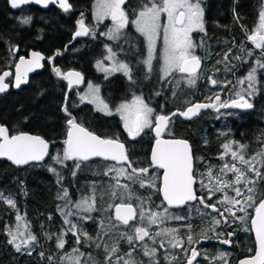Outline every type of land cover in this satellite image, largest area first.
<instances>
[{
	"label": "snow or ice",
	"instance_id": "6c2138e0",
	"mask_svg": "<svg viewBox=\"0 0 264 264\" xmlns=\"http://www.w3.org/2000/svg\"><path fill=\"white\" fill-rule=\"evenodd\" d=\"M36 3L47 7L50 3L58 4V6L68 12L71 8L68 0H9L12 8H19L21 5L29 3ZM126 3V0H96V8L93 13L97 23L101 22L104 18L110 17L113 24L107 31V33H101L107 37L109 41L119 42L121 39L128 41L126 28L129 24L135 27L136 32L144 37L146 41L147 55L139 60V63L143 64L147 68L145 78L154 71V59H156L157 53V38L162 36L163 48L159 52V59L162 60L160 66L161 80H166L172 77L173 73L178 72L186 75V82L188 85H194L199 77L200 71H202V57L196 54L197 45L192 38L193 32L204 31L203 21V8L202 0H140L139 5L133 8L130 19L129 13L122 8V5ZM162 15H166V22L162 21ZM31 17L27 16L21 19V23L27 25L31 21ZM95 35V28L86 26L81 13V19L77 21V30L74 33L73 39L77 37H83L88 35ZM247 40L250 41L255 49H260V56L255 60V66L251 67L247 72V75L237 80V84H247L246 88H236L233 86V92L235 98L230 97L229 100L222 101L221 96L217 94L216 102L218 108H238V109H251L253 103H251L252 97L259 91L258 88V71L264 70V6L259 12V26L253 34L247 36ZM107 55L104 56V60L112 61L111 67H105L103 61H97V67L99 70L105 72L106 76L109 73L122 72L129 78L131 83L136 81L133 78V69L128 62L118 60L117 53L111 45H105ZM121 51H124L121 48ZM232 50L229 49V53ZM239 52L242 55H236L229 59V53L224 54V61L227 62L225 67L228 71L235 74L237 64L232 61H246V57L254 55L252 50H248L243 44L239 46ZM32 59L26 60L23 56L20 57L19 62L15 64V84L16 88H19L21 84L27 82V74L34 67H41L40 61L44 59L39 52L31 53ZM220 63V61H217ZM23 69V71H22ZM53 71L60 77L61 71L59 68L54 67ZM218 71V69H217ZM10 75L5 71L3 75H0V93L5 92L9 88V84L5 82V78ZM63 79L67 80L68 85L79 84L83 77L80 72H68L63 74ZM208 80L211 85L216 86L223 83V87H227L230 81L221 82L213 76H209ZM180 81H175V87H179ZM157 96L160 92L155 93ZM173 95L176 92L173 91ZM67 95L65 96V106L63 111L70 117L67 119V138L64 140L63 155L57 154L53 157L55 163L64 164L65 161H73L75 170L72 175H76V170L81 168L84 162L89 161L91 158H102L104 161H114L116 164L108 166L103 173L104 176H110L115 184H109L110 191L105 190L103 187L99 189L100 200H103L105 195H111L113 199H119L120 203L108 205L109 208H115L114 221L111 216L105 217L100 222V228L95 238L91 237L81 226L73 223L68 216L77 215V212L67 211L70 205H73L69 197L67 189H63V195L58 197L65 200L66 203L63 207L58 206L60 214L65 217L64 223L69 227L62 233L57 234V248L63 249L65 245L64 234L67 231H71L76 236V243L80 244H94L96 248H103L106 253L107 264H113V258H115V264H141L140 261L134 258V247L136 242L143 243L147 237L152 241L153 246H149L143 243L144 256L149 257L148 264H158L157 248L154 246L157 243V239L165 237V239L159 240L160 248H165V244L171 248H180L186 254L191 253L190 256H186V264H198L197 257L204 255V259L208 261V264H228L226 259V253H219L216 257H210L207 253H201L195 247H184V241L181 239L179 233L180 228H163L160 231L152 233L149 228L151 225L157 223H164L166 221H186L188 218L176 214L170 211L171 207H179L186 205L188 202L198 201L200 205H203L205 209H211L213 213H218L217 216L212 217V224L208 229L202 230L200 237H194L192 234L193 225L189 222L186 224L187 244L193 245L199 242V239H211L209 233L214 234L215 238L222 244H230V239L221 238L225 234L218 232L217 228L223 223L227 226L229 223L235 220L245 221L250 218L251 230L255 232L256 237V249L255 255L250 258H245L240 261V264H264V185L261 184L264 181V148L262 150L248 158H246L247 145L239 144L232 141L223 145L225 149L223 156L231 151V157L233 161H239L243 167H238L236 163L231 165L225 164L220 172L227 174L231 172L233 179L221 180L217 177V181L214 185L209 187L201 179L200 185L202 189L207 190L206 197H198L194 190V184L196 180V170L194 168V157L190 151V146L186 140H163L161 134L167 128V125L171 121L172 116L180 115L185 118H191L196 116L201 109H207L214 107L212 103H194L187 107L185 110H179L172 112L171 115L155 114L154 109L145 102V98L142 95L134 94L131 101L121 102L115 109V114H119L122 126L127 132L130 138H135L141 135L145 129L152 128L155 132V144L151 150L150 163L148 166H144L146 162L135 160L127 154L126 146L119 140L118 137L102 138L101 135L90 130L86 126L84 121H78L76 117L72 116L69 108L67 107ZM80 100L83 102L87 100L88 103L95 105L96 110L103 112L105 115H113L114 112L109 108V104L105 102L100 96L99 86H95L92 83L88 85V91L80 96ZM154 117V120H153ZM233 144H238V151L232 150ZM48 143L40 136L29 135L26 133H20L17 135H9V130L0 126V157H6L15 165H27L30 161H41L49 154ZM150 169H162L163 181L162 187L158 190L163 195V200L167 202L168 207L163 205L156 206L158 211H145V200L139 197H135L140 200L139 212L137 208L133 206L132 200L134 198V192L129 186V183H121V179L135 184L139 182L140 187L145 186L149 188L157 187V177L150 172ZM50 171L56 172L55 168H50ZM58 178L59 173L56 172ZM114 174V175H113ZM208 179L211 181L212 174L209 169ZM92 191L95 194L97 191L95 183L91 185ZM227 189H230L234 195H229ZM224 193L223 198L217 200L214 203H208L213 196L217 193ZM95 197H82L79 201L74 202V207L82 213H92L97 211V207L90 200ZM0 199H2L7 205L12 208H16V202L11 197L5 198L0 193ZM218 205H223L221 210ZM249 208H254L255 215L248 217L247 212ZM197 212H200L202 217H207V212H202L197 208ZM237 213H244L245 215L238 216ZM139 216L142 226L134 227V234L132 232L124 231L120 232L119 237L112 239L113 232L120 231V225L129 226L130 221H133ZM147 218V224L149 227L143 226V221ZM51 219V217H49ZM87 219H92L89 215ZM24 220L17 210L16 221L17 226L15 230L12 227H5V234L8 236L7 243L11 245L16 252H27L31 255V247L37 242V237L29 230V226L25 224L23 227L20 225V221ZM119 222V223H117ZM51 239V234H47ZM232 233H227V236H231ZM121 240H126L130 246V251L125 256H120L119 244ZM41 257L44 253H40ZM70 261L74 264H97L95 259L90 253L85 254L74 248L72 253L66 254ZM81 257H86L81 261ZM65 257H61V264ZM176 257L171 258L165 254V260L167 264H174ZM50 264L54 260L53 256H48Z\"/></svg>",
	"mask_w": 264,
	"mask_h": 264
},
{
	"label": "trees",
	"instance_id": "16d2710c",
	"mask_svg": "<svg viewBox=\"0 0 264 264\" xmlns=\"http://www.w3.org/2000/svg\"><path fill=\"white\" fill-rule=\"evenodd\" d=\"M130 1L126 0L123 6L132 11L133 8L139 5L140 0H132V7L128 5ZM254 1L256 0L204 1V31L192 33L193 41L201 45V51L198 55L203 58V62H205V58L208 61L218 58L217 54L221 52L224 45L229 46L232 50L229 53L230 59L233 56L242 55L239 52V46L243 44L245 47L248 41L247 36L253 34L255 27L258 25V16L255 13L259 4L255 3L254 5ZM259 1L257 0V2ZM69 12H63L53 6L47 9H39L33 5L11 11L7 0H0V72L7 69L11 70L16 57L19 54L26 55L31 50L40 51L47 57L57 55L54 58L56 61L62 59L65 55L63 45L69 41V35L67 34L74 28L73 25H67L65 21L70 17ZM27 16L32 19L29 24L24 25L20 21ZM134 38L138 40L136 35H134ZM129 40L128 38L126 44H129ZM14 48H17V53H13ZM125 50L122 53L125 60L138 62L137 57H133L128 49ZM80 56L74 49L71 59L79 60L81 59ZM82 60L89 65L86 57H83ZM56 61L54 66L59 68L61 73L70 67L65 66L63 62L59 65ZM133 68L135 83H127L121 77L115 78L120 85L121 82L126 84V92L120 94L119 97L127 98L132 93L141 92L154 108H159V102L162 103V99L165 98L168 104L167 109L163 111L165 113L177 109L182 110L186 104L198 101L211 102L217 94L221 96L222 100L225 92L222 88L217 91L212 90L209 94L204 95L202 91L207 86L201 78L194 85H188L185 81L187 74L173 73L172 76L177 75V77L170 83V77L162 81L155 73L145 78L144 68L138 63H134ZM240 75L238 71H235L231 78L232 84H234L233 79L236 81ZM56 79L60 81L59 78ZM176 80L180 81L178 88L175 87ZM57 87L59 86L57 85ZM53 91L54 86L45 67V71L42 73L30 75L27 84L21 86L18 90L9 89L6 93L0 94V121L8 127L10 132L28 131L36 133L51 143L46 160L39 164L18 167L0 159V193L5 198L11 197L16 202V208L14 209L0 199V264H50L48 260L50 255L54 257L52 264H61V257L67 258L66 254L72 253L74 248H79L85 254L90 253L98 264H107L106 253L103 248L98 249L91 243L78 245L76 236L71 231L64 234V248H57V234L62 233L69 227L64 223V216L58 210V206L63 207L66 203L65 200L58 198L63 195V189L68 190L71 201L79 200L82 197H95L91 201L98 210L90 215L92 219H85L81 222L77 216H74L75 223L77 225L79 222L82 223L85 232L93 238L97 236L99 231L97 214H104L105 216L102 215V218L111 216L112 209L108 205L120 200L111 199L109 201L108 195L100 200L99 191L101 187L110 191L109 184H115L110 176H104L103 173L108 166L116 163L100 159L90 160L84 162L81 168L76 170V175L73 176L72 172L75 170L73 161H68L66 165L51 162L52 153L57 149L64 148L63 142L66 138V117L60 110L62 100L60 101L61 97L54 94ZM58 91L60 92L61 89H58ZM173 91L176 92V95H180L179 92L181 91L183 94L178 98L173 95ZM156 92H161L159 98L153 97ZM105 96L110 99H108L109 101L112 100L109 93ZM252 103L253 107L248 111L222 109L218 108L216 103L214 107L201 111L190 120H183L178 116L172 117L171 122H173V125L168 127L166 135L168 137L185 138L194 145V142L207 141L209 147L206 148L210 151L208 154L214 156H218L224 151L223 145L235 141L248 146L245 152L246 158H248L264 148V99L254 97ZM84 111L89 113H87L89 118L98 120L101 124L116 126L89 127L90 130L103 138L118 137L120 141L126 143L127 154L133 159L136 160V156L141 159L146 158L147 148L145 150L143 148L144 151L138 153L134 150L136 149L135 144H128L119 117L93 114L90 106L84 108ZM151 138L152 133L148 129L135 139ZM204 146L196 144V148L199 150H205ZM233 146L238 147V144H233ZM206 154L199 152L198 155ZM50 168L56 169L59 178L56 172L49 170ZM120 182L128 183L123 179ZM93 183L97 188L95 194L91 187ZM261 184L264 185V181ZM137 190L141 192L139 188ZM147 190L148 192L142 193L151 199L150 189L147 188ZM133 191L135 192L136 189L134 188ZM140 195L142 198L144 197L142 194ZM140 195L138 194V197ZM156 199L158 200V198ZM133 200L135 199L133 198ZM17 210L24 217L22 221L29 226V230L37 237V242L29 249L31 255H28L26 251L18 253L7 243L8 236L5 234V227H13L17 222ZM182 214L187 215L185 212H182ZM188 215L190 214L188 213ZM151 228L156 230L155 227ZM124 231L134 234L132 228L127 230L125 227L120 226V231L113 232L111 238L119 237L120 232ZM47 234H51L52 238L49 239ZM143 243L153 246L152 241H147L146 238ZM143 243L137 241L134 247V254L142 263L144 262ZM154 246L157 247V244ZM119 248L120 256H125L130 251V246L126 240L120 241ZM41 252L44 253L43 257L40 255ZM80 259L83 261L86 257ZM64 260L63 264H65ZM69 264H72L71 261ZM113 264H115V258H113ZM217 264H220V262L218 261ZM228 264H233V262H228Z\"/></svg>",
	"mask_w": 264,
	"mask_h": 264
},
{
	"label": "flooded vegetation",
	"instance_id": "af4514ba",
	"mask_svg": "<svg viewBox=\"0 0 264 264\" xmlns=\"http://www.w3.org/2000/svg\"><path fill=\"white\" fill-rule=\"evenodd\" d=\"M69 3L71 5V8L69 10L70 11L69 12L70 17L68 16L69 17L68 20H65V21H66L67 25H69V26L73 25L74 28H73V30H71L67 34V35H69V39H68L69 41L63 45V50H64L65 55L63 54L64 55L63 58L56 61V60H54V58L57 55L55 57L54 56L47 57L42 53L45 56V59H44L43 64H42V68H41V70H39L35 73H32L33 75H35V74L37 75V74H40L43 71H45V67L47 68V73H48L49 77L51 78L52 84L54 86L53 92L57 96L61 97L59 99L60 101L62 100L60 110L64 114V117H66V121H67V119L70 118L63 111V107L65 106V96L67 95V97H68L67 107L69 108L71 115L76 117L78 121H84L87 127H116V126H113L110 124H104V123L101 124L100 122H98V120L96 121L94 119L89 118V116H88L89 113L84 111V108H86L87 106H90L93 114L97 113V114H100V115L105 116V117H108V116L119 117L116 114L105 115L100 111L94 110L92 104L88 103L87 100H85L83 102L80 100V96L84 95L83 94L84 87L89 82H93L94 84L99 86L101 98L104 99L105 102L109 104V107H112L114 109H116V107L121 102L131 100L134 94L142 95L145 98V102L148 103L150 107H152L151 104L149 103V101L147 100L146 96L141 92L132 93L127 98H124V97L120 98L119 97L120 94L126 92V89H125L126 84H124V82H121V85H120L116 81L115 78L121 77L125 82L129 83L130 82L129 78L124 76V74L115 73L110 77H104V75L98 73L96 71V68H95L96 62L98 60L103 61L104 56L107 55L105 45L108 44V45H111L113 47V49L115 50V52L117 53L116 58L118 60L128 62L131 65V67L133 69L132 74L135 73L134 68H133L134 63H138L139 65L143 66L145 74H146L147 70L145 69V66L143 64L139 63V60L142 58V56L145 57L146 41H145L144 37L141 36L138 32H136L135 27L133 25L129 24L125 30L127 33V37L130 39L129 44H126V41L124 39H121L119 42L109 41L107 39V37L104 35H101V33H107L108 27H110V25L113 22H112L110 17H106V19L103 22L101 21V22L97 23L96 19H94V17H93V12L96 8V0H69ZM255 3L259 4L258 10L255 13V15L259 16V12L261 10L262 0H260L259 2H257V0H256V1H254V5H255ZM132 4L133 3L131 0L128 4L129 7H132ZM51 6L61 10L56 5H51ZM51 6H49V7H51ZM122 8H124L129 13V15L131 14V10L125 8L123 5H122ZM72 9H74V10L72 11ZM255 10H256V8H255ZM61 11H63V10H61ZM63 12H65V11H63ZM81 13H83V18L85 20L86 26L95 28V35L93 36L90 34L88 36L77 37V38L73 39V34L77 30V21L79 19H81ZM131 18H134V17H132L130 15V19ZM134 35H136L138 37V40H136L134 38ZM158 41H159V46L161 49L162 38H159ZM121 48H123L124 51H126L125 49H128V51H130V54L133 57H137L138 62L125 60L122 57V53L124 51H121ZM245 48L248 50H252L254 55L251 57H246L247 62H243V61L233 62L232 61V63H235L238 65V67L235 69V71H238L241 74L239 77L244 76L250 70L251 67L255 66V60L257 57L260 56V52H261L260 49H255L254 45L250 41H247ZM74 49L78 52V54L81 55L80 56L81 59H79V60L71 59L73 52H74ZM229 49H230V47L227 45H224V47H222V49H221L222 55L220 56L221 59H224L225 53H229ZM35 51H37V50H35ZM38 52H40V51H38ZM28 53L24 56H27ZM21 55H23V54H19L16 57V60ZM83 57H86L87 62H89V65H88V63L83 62V60H82ZM229 59H230V57H229ZM55 61L59 65L63 62L65 66H70L67 70H65L63 73H61L60 77H58L55 74V72L53 71V68L55 67L54 66ZM230 61H231V59H230ZM202 63H203V59H202ZM226 63L227 62H225V64ZM11 70H13V67ZM69 70H74V71L81 73L83 80L80 84H78V85L73 84V85L69 86L67 80L62 78L63 74H65ZM152 73H155V75L157 74L159 79L161 80L158 62H154V71ZM228 73H229V76L231 74H233L230 71H228ZM32 74H30V75H32ZM263 75H264V70L258 71V88H259V91L252 97V99L250 101L251 103H252V100L254 97H260L261 99H264V97H263L264 96V79H263L264 76ZM56 78H59L60 81H58ZM12 82H13L12 81V75H10L6 79V83L9 84V89H13L14 91L18 90L20 87L18 89H14L12 86ZM57 85L59 87H57ZM58 89H61L62 92L60 91L61 92L60 93L58 91ZM112 91L115 93H113ZM6 92H4V93H6ZM108 93L112 97L111 101H109L110 99L108 98L109 99L108 100L107 97L105 96V94H108ZM160 96H161V92H160V95H158V96L156 94L153 95L154 98H159ZM165 96H163V97H165ZM214 97L212 98V101L214 100ZM233 98H235V97H233ZM216 103L217 102L215 101L213 103V105H215ZM190 104H192V103H190ZM190 104H186L185 107L190 105ZM167 105L168 104H167L165 98H163L162 103L159 102V106H160L159 108H154V107H152V108L154 109L155 114L170 115L172 112L176 111V110H173V111H170V113L163 112L167 109V107H166ZM177 116L179 117V115L172 116V117H177ZM172 117H171V119H172ZM153 120H154V117H153ZM66 121H65V125H66V138H67V127L68 126H67ZM0 123L8 129V127L4 123H2L1 121H0ZM170 125H173V122L170 121V123L167 126V129ZM121 127L123 128L122 124H121ZM148 129H150V131L152 133V138L151 139H139V140L135 139L137 137L130 138L128 136L127 132L124 130V132H125L124 136L127 139L128 144L131 143V144L136 145V149H134L136 152L141 153L145 150V148H147L146 149V154H147L146 158L141 159L139 156H136L137 157L136 160L146 162L144 164V166H148V164L150 163V150H151L152 144L155 140V135L153 133L152 128H148ZM148 129H145V130H148ZM167 129L165 130V132L163 133L162 136L167 137V135H166ZM19 132H24V131H18V132H10L9 131V134L12 135V134H16ZM26 132H28V131H26ZM29 133H31V132H29ZM142 133H144V132H142ZM142 133H141V135H142ZM33 134H36V133H33ZM37 135H39V134H37ZM44 139H46V138H44ZM48 142H49V145L51 147L50 141H48ZM121 142H123V141H121ZM194 143H195V145L192 142H189L191 150H192V155L194 157V168H195L196 173H197V176H196L197 182L194 184V189H195L197 196L206 197L207 196V190L201 188V185H200L201 179L203 180V182L205 184H207V185H209V187H211L212 185H214L216 183L217 177H219L220 179H223V180H231L234 177H233V174L231 172H228L227 174H223L220 172V169L223 168V166L227 162L225 160L222 161L220 159V157H218V156L208 154L210 151L206 148V147H209L208 146L209 143L207 141H198V142H194ZM124 144L126 146V143H124ZM196 144L197 145L200 144V146H202V147L205 144L204 147L206 149L205 150L204 149L199 150L196 148ZM63 146L65 147V145H63ZM143 148H144V150H143ZM126 151H127V147H126ZM49 152H50V150H49ZM199 152H204L207 154L206 155H198ZM227 164H230V163H227ZM240 166L241 165H239L238 167H240ZM209 169H211V174H212L211 181L208 179ZM150 172H152L153 175H155L157 177V179H156L157 187L149 188V187L145 186L144 188H141L139 183H135V184H131L130 182H128V183H129V186L131 188L133 187L132 189H134V188L136 189V191L139 195L142 194L144 196L142 198L140 195V198L145 200L144 207L146 210H151V211L162 210V209H158L156 207L158 205H163L164 207H168V205L162 200V198L160 196V192L158 190L160 187V179H161L162 171L159 169H150ZM137 188H139L141 190V192H139L137 190ZM147 188L150 189L149 193L152 194V195H150L151 199L149 197H146L142 193V192H144V193L148 192ZM226 191L229 195H234V193L230 189H227ZM223 195H224V193L217 192L213 196V199L211 201H207V202L208 203H214L217 200L222 199ZM156 198H158V200ZM131 202H132L133 206L137 208V212H138L139 208L137 206L139 205L140 200L135 199V200H132ZM116 203H120V201L114 202L113 204H116ZM218 207L221 210H223L224 206L218 205ZM197 208L201 209L202 212H207L209 215L207 217H202V215L198 214L199 212L197 213ZM111 209H112L111 210V216L114 220L113 207ZM170 211H172L176 214H179V215H183L182 212L183 213L185 212L187 214V215H185V214L183 215V216L188 218L186 221H183V222L182 221H173L170 223V224L174 225L175 227L180 228L179 235H180L181 239L184 241V244H183L184 247H195L201 253H207V255L210 257H216L221 252L226 253V257L229 256V259H230V260L228 259L227 261L233 262V264H236L237 261L241 258L250 257L253 255V253L255 251V240H254V237H253V234L251 231V227H250V218L245 220V221H240L237 219L234 222L229 223L227 226H225L223 223H221V225L217 228L218 232H222L225 234L221 238L230 239V241H231L230 244L226 245V244L220 243L219 240L215 238L214 234L209 233V236L212 237L211 239L205 240V239L200 238L198 243H195L193 245H188L187 244L188 230H187L186 224L190 222L193 225V228H192L193 236L194 237H200L201 231L208 229L211 226L212 217L213 216L218 217V213H213L210 209H205L203 205H200L198 203V201L188 202L186 205H183L181 207L170 208ZM190 211H193V214L188 215V213ZM253 212H254V208H249L248 212H247V216L248 217L253 216ZM195 213H197V214H195ZM97 215H98L97 221H98V225L100 228V222L103 218H102V215H99V214H97ZM237 215L241 216V215H245V214L244 213H237ZM117 223H119V222H117ZM145 224H147L146 219L143 221V226H145ZM120 226L125 227V229H127V230H131V228L136 227V226H142V224H141V221L137 215V218L133 222H130L129 226H124L122 224ZM152 233H155V231L152 230ZM227 233H232V235L229 237V236H227ZM112 235H113V233H112ZM146 239H147V241H151L147 237H146ZM156 244H157L156 248L159 249V251H157V257H156L158 264H167V261L165 260V254H167L170 258L172 256L176 257L174 264H186V256L191 255L190 252H188L186 254L180 248H171L167 244H165V248H160L159 243H156ZM148 258L149 257L144 256L145 261ZM197 260H198V264H208V261L204 259V255H199L197 257ZM194 264H196V262H194Z\"/></svg>",
	"mask_w": 264,
	"mask_h": 264
},
{
	"label": "rangeland",
	"instance_id": "374dc122",
	"mask_svg": "<svg viewBox=\"0 0 264 264\" xmlns=\"http://www.w3.org/2000/svg\"><path fill=\"white\" fill-rule=\"evenodd\" d=\"M204 1L205 0H202V8H203V4H204ZM262 6H264V0H262V4H261V10H262ZM260 10V11H261ZM95 11V10H94ZM94 13V12H93ZM93 17H94V15H93ZM94 19H95V17H94ZM106 18H104L103 20H102V22L105 20ZM166 19H167V17H166V15H162V21H164V22H166ZM258 25L255 27V29H254V32L256 31V29L258 28V26H259V16H258ZM113 24V23H112ZM112 24L110 25V27H112ZM110 27H108V29L110 28ZM108 31V30H107ZM192 35V34H191ZM159 38H162V36L161 37H158L157 38V53H156V59H154V62H158V66H159V73H160V66H161V64H162V60H160L158 57H159V52L162 50V48H163V40H162V43H161V49H160V46H159V41H158V39ZM196 44L197 45H200V43H198V42H196ZM145 49H146V44H145ZM200 51H201V47H197V49H196V54H198V53H200ZM146 55H147V50L145 51V57H146ZM218 56V58H216V59H213L212 61L211 60H206V58H205V62H203L204 64H203V66H202V71H200V74H199V77H198V79H197V81L201 78V80L206 84V88L202 91V93L204 94V95H207V94H209V92L210 91H212V90H215V91H217V90H220V89H224V95H223V97H222V101H226V100H229L230 99V97H235V93L233 92V86H235L236 88H241V87H243V88H246L247 87V84L245 83V84H243V85H240V84H237V80L238 79H242V78H244L246 75H247V73L244 75V76H241V77H239L238 79H236V81L233 79V81H234V84H232V74L229 76V73H228V70H227V68L225 67V61H224V59H221L220 58V56L222 55V52H219V54H217ZM217 61H220V63H217ZM153 62V63H154ZM103 64H104V66L105 67H111V65H112V61H109V60H103ZM95 68H96V71L98 72V73H100V74H102V75H104V77H110V76H112L113 74H115V73H120V74H123L122 72H115V73H109L107 76H106V74H105V72H103V71H101V70H99L98 69V67H97V62H96V64H95ZM145 69L147 70V68H146V66H145ZM217 69H218V71H217ZM175 73H177V74H179L178 72H175ZM160 75H161V73H160ZM125 76V75H124ZM209 76H213L214 78H216V79H218L219 81H221V82H225V81H230L231 83H229L228 84V86L227 87H223V83H221V84H218V85H216V86H213V85H211L210 84V82H209V80H208V77ZM127 77V76H126ZM177 77V75H174V76H172V77H170V83H172V80H175V78ZM167 80V79H166ZM165 81V80H164ZM182 81V80H181ZM185 81H186V78H185ZM197 81H196V83H197ZM89 83H92L93 85H95V86H97L96 84H94L93 82H89ZM89 83H87L86 84V86L84 87V91H83V94H85L87 91H88V85H89ZM180 86V85H179ZM180 93V95H176V97H178V98H180L181 96H182V94H183V92L181 91V92H179ZM192 96H193V94H192ZM129 101H131V100H129ZM189 101V100H188ZM92 106H93V108H94V110H96V107H95V105H93L92 104ZM111 110H113V112H114V114H115V109L114 108H112V107H109ZM97 111V110H96ZM103 113V112H102ZM104 114V113H103ZM116 115H118L119 116V114H116ZM120 117V116H119ZM121 119V118H120ZM122 122V121H121ZM167 134V133H166ZM63 149L64 148H62V149H57L55 152H53L52 153V155H51V162L52 163H54V164H58V163H55V161L53 160V157L54 156H56L57 154H59L60 156H62L63 155ZM232 150H239L238 149V147H236V146H232ZM224 152H225V149H224V151L221 153V154H219L218 155V157H221V155L222 154H224ZM221 159V158H220ZM222 161L223 160H225L227 163H230L229 165H231L232 163H236L237 164V166H239L240 165V163H239V161H233V159H232V157H231V151H228V153L226 154V155H224L223 156V159H221ZM68 161H65L64 162V165H66V163H67ZM240 167H242V165L240 166ZM152 173V172H151ZM153 174V173H152ZM221 180H223V179H221ZM216 181H217V179H216ZM133 188V187H132ZM132 191H133V189H132ZM134 192V191H133ZM109 197H108V200L110 201L111 199H113L112 197H111V195H108ZM88 197H90V196H88ZM135 197H138V194L136 193V191L134 192V198ZM140 198V197H139ZM136 199V198H135ZM80 200V199H79ZM79 200H75V201H73V205H70V207L68 208V209H66L65 211H66V213H67V211H72V212H77L78 214L77 215H72V216H68L67 218L68 219H70L73 223H75V221H74V216H77L78 217V219L81 221V222H83L85 219H87V217L89 216V215H92V213H82V212H79V210H77L75 207H74V202H77V201H79ZM137 200V199H136ZM90 203H92V201L90 200L89 201ZM145 211L146 212H148L149 210H146L145 209ZM198 213V212H197ZM197 213H195V214H197ZM189 214H193V211H190L189 212ZM199 215H201V213L199 212L198 213ZM103 216H105L104 214H102ZM104 218V217H103ZM138 218H139V216H138ZM64 219H65V217H64ZM146 220H147V218H146ZM173 221H175V220H171V221H166V222H164V223H157V224H155V225H151L150 226V228H149V230L152 232V230H154V229H152L151 227H155V229L156 230H154L155 232H157V231H160L161 229H163V228H177V227H175L174 225H172V224H170L171 222H173ZM17 223L18 222H16L15 224H14V226L12 227L13 228V230H15V228H16V226H17ZM20 223V225H21V227H23L24 225H25V223H24V221H20L19 222ZM78 226H81L82 228H83V225H82V223H78ZM145 227H149L148 226V224H145ZM84 229V228H83ZM132 230H133V232H134V227L132 228ZM84 231H85V229H84ZM95 238V237H94ZM165 237H160V238H158L157 239V243H159V240L160 239H164ZM134 258L136 259V260H138V261H140V259L134 254ZM226 259L228 260L229 259V256L228 257H226ZM230 260V259H229ZM65 264H69V262H70V260L68 259V258H65ZM148 261H149V258L145 261L144 260V262L142 263L141 261V264H148ZM71 263L73 264L74 262L73 261H71ZM98 264V263H97Z\"/></svg>",
	"mask_w": 264,
	"mask_h": 264
},
{
	"label": "water",
	"instance_id": "95a60500",
	"mask_svg": "<svg viewBox=\"0 0 264 264\" xmlns=\"http://www.w3.org/2000/svg\"><path fill=\"white\" fill-rule=\"evenodd\" d=\"M68 2H69V0H68ZM7 3H8V7H9V9L11 10V11H15V10H18V9H20V8H22L23 6H28V5H33V6H36V7H38V8H40V9H47L49 6H51V5H56L58 8H60L59 6H58V4H53V3H50L47 7H45V6H42V5H40V4H36V3H29V4H26V5H21L19 8H12L11 7V5H10V3H9V0H7ZM61 9V8H60ZM62 10V9H61ZM64 11V10H63ZM73 37H74V34H73ZM17 52V49L15 48L14 50H13V53H16ZM32 52H38V51H35V50H31L29 53H28V55L27 56H24V55H21V56H23L26 60H30V59H32V56H31V53ZM40 53V52H39ZM41 54V56L45 59V56L42 54V53H40ZM21 56H19L18 58H17V60L15 61V63H14V66H13V70H10V69H7V70H3V71H1L0 72V75H3V73L5 72V71H7V72H9L10 73V75H12V86H13V88L14 89H18V88H16L15 86H14V84H15V74H16V68H15V64L17 63V62H19V59H20V57ZM44 59H42L41 61H40V65H41V67H39V68H33L31 71H29L28 72V74H27V82H28V77H29V75L30 74H32V73H35V72H37V71H39V70H41V68H42V64H43V61H44ZM202 66H203V63H202ZM22 71H23V69H22ZM74 70H69V71H67L66 73H68V72H73ZM77 72V71H76ZM9 75V76H10ZM8 76V77H9ZM8 77H6L5 78V82H6V79L8 78ZM83 80V79H82ZM27 82L26 83H23V84H21V86H24V85H26L27 84ZM82 82V81H81ZM80 82V83H81ZM79 83V84H80ZM78 85V84H77ZM20 86V87H21ZM9 89V88H8ZM7 89V90H8ZM6 90V91H7ZM5 91V92H6ZM4 93V92H3ZM0 94H2V93H0ZM216 101V96L214 97V100L212 101V102H194V103H214ZM194 103H192V104H194ZM192 104H190V105H188V106H186L183 110H185L187 107H189V106H191ZM252 109V108H251ZM251 109H238V108H227V110H242V111H248V110H251ZM203 110H205V109H201L200 111H199V113L201 112V111H203ZM198 113V114H199ZM197 114V115H198ZM171 115V114H170ZM196 115V116H197ZM179 117L181 118V119H183V120H190V119H192V118H194L195 116H193V117H191V118H185V117H182V116H180L179 115ZM0 126H4V125H2L1 123H0ZM168 126V125H167ZM263 126H264V122H263ZM5 127V126H4ZM167 129V128H166ZM165 132V131H164ZM164 132H162V134H161V139H163V140H186L187 142H188V144H189V141L187 140V139H185V138H180V137H164V136H162L163 135V133ZM20 133H26V134H29V135H34V136H40V135H37V134H33V133H29V132H26V131H24V132H19V133H16V134H12V135H17V134H20ZM153 133H154V135H155V132L153 131ZM10 135V134H9ZM41 138H43L42 136H40ZM103 138V137H102ZM44 139V138H43ZM47 143H48V145H49V142L46 140V139H44ZM154 144H155V140H154V142H153V144H152V147H151V150H152V148H153V146H154ZM189 146H190V144H189ZM50 150V145H49V149H48V151ZM151 150H150V155H151ZM190 151H191V153H192V150H191V147H190ZM47 156L48 155H46L45 156V158L43 159V160H41V161H30L29 162V164H39V163H42L43 161H45L46 160V158H47ZM0 159H2V160H4V161H6V162H8L9 164H11V165H13V166H18V165H15V164H13L10 160H8L6 157H0ZM94 159H100V160H103L102 158H96V157H94V158H91L90 160H94ZM89 160V161H90ZM104 161V160H103ZM108 162H114V161H108ZM114 163H116V162H114ZM29 164H27V165H29ZM27 165H19L18 167H24V166H27ZM159 170H161L162 171V175H161V179H160V187H162V181H163V170L162 169H159ZM159 187V188H160ZM195 190V189H194ZM160 192V191H159ZM160 196H161V198H162V200H163V195H162V193L160 192ZM198 197H200V196H198ZM164 201V200H163ZM165 202V201H164ZM193 202V201H192ZM166 204H167V202H165ZM179 207H181V206H179ZM171 208H176L175 206L174 207H171ZM211 210V209H210ZM212 211V210H211ZM255 215V211L253 212V216ZM113 216H114V218H115V208L113 207ZM135 220V219H134ZM133 220V221H134ZM133 221H130V222H133ZM250 227H251V220H250ZM252 231V230H251ZM252 234H253V237H254V240H255V249H256V237H255V232L254 231H252ZM255 255V251H254V253H253V255L252 256H254ZM252 256H250V257H252ZM250 257H245V258H250ZM245 258H241V259H239L238 261H237V263L236 264H240V261L241 260H243V259H245Z\"/></svg>",
	"mask_w": 264,
	"mask_h": 264
}]
</instances>
